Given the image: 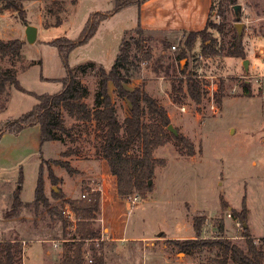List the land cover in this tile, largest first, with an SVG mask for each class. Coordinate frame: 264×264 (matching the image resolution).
Wrapping results in <instances>:
<instances>
[{"label": "rangeland", "instance_id": "obj_1", "mask_svg": "<svg viewBox=\"0 0 264 264\" xmlns=\"http://www.w3.org/2000/svg\"><path fill=\"white\" fill-rule=\"evenodd\" d=\"M62 1L66 7L61 14L63 23L49 27L44 25L47 16L45 2L31 0L25 3L27 21L38 27L33 43L27 41L26 25L17 12L6 10L0 13V38L24 41V67L19 61L13 62L18 69L20 84L38 94L60 91V79L66 75L58 48L49 42L62 36L78 38L91 13L114 7L113 0ZM222 3L228 26H236L238 21L243 24L246 57L227 55L226 48L231 44L230 33L224 35L210 28L208 32L218 40L220 54L197 59L196 55L202 48L201 39L197 40L192 56L184 58L181 64L185 66L188 62L189 70L214 76L218 84L214 96L206 89L201 103L189 97H185L182 103L174 102L170 92L172 70L167 73L164 69L167 63H164L159 66V72L155 71L157 58L166 56L167 60L174 57L178 47L174 49L173 45H178L183 32L150 33L152 39L147 45L151 47L154 58L148 61V66H152L153 72H148L141 65L129 87L143 85L149 94L157 98L166 107L171 123L194 143L196 154L189 156L186 148L174 138H168L165 145L157 147L150 187L133 190L132 193L139 194L140 198L132 207L126 201L132 193L126 196L118 194L116 177L111 174L106 158L98 155L101 130L95 129L91 123H78L71 136L64 135L62 140L42 144L39 124L28 126L17 134L7 129L10 121L37 103L36 97L15 87L8 88L7 94L0 96V240L16 237L26 240L22 243L24 264H59L62 251V243L55 247L51 241L54 236L63 239L62 221L51 222L46 208L41 207L35 212L32 206L40 166L46 193L60 209L65 201L53 198V186L61 189L67 198L77 200L99 192L100 209L96 218H103L104 223L93 222L101 229V235L104 226L110 231L111 238L132 232L146 237L140 240L130 238L124 242L107 241L109 239L86 242L89 254L91 244L96 247L102 244L106 264H203L208 253L188 255L174 244V240L194 237L195 216L204 220V238L218 234L216 224L221 218L224 235L245 247L243 221L233 211L239 213L246 209L245 222L251 236L256 241L264 236V62L259 58L260 49L264 46V0H238L236 4L242 6L239 15L225 0H214L210 22L222 21L219 13ZM138 8L126 7L103 20L95 36L71 52L70 65L77 68L81 63L95 61L109 70L124 34L137 35ZM40 16L43 21L39 24ZM47 21L53 23L55 18L49 16ZM162 37H167L170 47H164ZM245 59H249L248 71L243 65ZM0 62L5 66L12 65L10 60L0 59ZM97 73V65L86 74L78 73L89 88L85 100L91 107L104 106ZM245 84L250 87V94L245 93ZM112 87L110 84L109 91L123 120L130 113V104L119 97ZM74 122L68 118L66 126L70 127ZM67 150L74 153L63 157L62 153ZM132 154L142 156L139 142ZM53 159L69 160L75 173L69 174L64 167L52 163ZM50 168L58 183L49 178ZM21 173V199L25 205L15 216L6 217ZM4 180L11 182L2 183ZM84 193L86 197H83ZM223 202L227 208H223ZM65 231L69 232L67 237L75 232L70 224Z\"/></svg>", "mask_w": 264, "mask_h": 264}, {"label": "trees", "instance_id": "obj_2", "mask_svg": "<svg viewBox=\"0 0 264 264\" xmlns=\"http://www.w3.org/2000/svg\"><path fill=\"white\" fill-rule=\"evenodd\" d=\"M25 1L28 0H0V13L5 10H14L24 24L27 25L29 22L25 16ZM41 1H44L46 6L45 27L62 24L61 14L66 11L65 3L62 0ZM146 1L113 0L114 7L111 10L95 11L90 14L78 38L71 39L62 36L50 41L51 45L58 48L66 71V75L60 79L62 82L61 90L53 94H38L25 89L20 84L17 77L18 69L13 62L19 61L22 63L21 66L24 65L26 59L23 53L24 41L19 38L0 39V59L12 62V65L7 66L0 62V96L7 94L8 88L15 87L35 96L37 99V103L29 111L10 121L7 124V129L17 134L28 126L39 124L43 144L47 141L62 140L64 135L71 136L78 123L93 124L95 129L98 128L102 131V142L100 149H98V155L106 158L111 174L116 177L117 191L121 196H126L132 193L133 190L150 187L149 179L154 175L156 166L154 150L165 145L168 138L177 140L180 145L186 148V153L189 156L196 154L194 143L182 133L179 132L178 135H175L168 130L171 118L166 107L157 98L149 94L143 85L134 88L129 87V84L137 77L142 62L154 58L151 47L147 45L148 40L152 39L150 30L139 24L135 29L137 35H128V32H126L114 63L109 70L103 64L95 61L81 63L77 68H74L70 65L69 57L75 48L86 44L95 36L103 20L129 6L140 8ZM225 1L230 6H234L238 2V0ZM223 5L222 3L219 7V13L222 17L221 22H210L209 18L206 26L201 30L180 31L183 32V37L179 40L177 46L173 45L178 47L174 57L166 60V56H160L155 61L156 72H159L164 63H167L164 68L167 73L172 70L173 79L170 92L173 101L176 103H182L185 97H189L196 103H201L205 96L206 88L204 82L198 78L199 74L188 69V62L185 66H182L181 61L192 56L198 39L202 41L200 52L205 59L220 54L217 47L218 40L214 38L211 32H208L210 28L220 34L230 33L231 44L226 48L227 55L242 59L246 57L243 32L239 33L236 26H228L226 9L223 8ZM49 16L55 18L53 23L47 21ZM161 39L165 48L171 46L167 37ZM96 65L98 67L97 77L99 79V90L103 97V107H91L87 104L85 96L88 94L89 88L78 76L79 72L86 74L89 69ZM110 84L113 85L116 94L126 99L130 104V113L123 120L120 119L117 107L110 94ZM222 88L223 84L221 85ZM244 88L246 94L251 93L247 84L244 85ZM3 106H5V102H3ZM68 118L75 121L70 127L66 126ZM138 142L142 146L141 157L132 154ZM73 153V150H67L62 155L68 157ZM51 162L64 167L69 174H74L76 171L69 160L53 159ZM49 178L54 183H58V179L51 168L49 169ZM22 183L23 174L21 173L17 187L12 193L13 201L6 217L15 216L25 205L21 199ZM52 196L55 200L62 199L65 201L64 203H70L80 215L81 220L78 222V228L69 237H67L69 232L65 231L69 222L63 216L62 208L60 209L53 204L52 199L47 195L40 166L32 206L35 212H38L41 207L46 208L51 222L62 221L63 238L72 239L62 243L59 264H106L101 243L99 247L91 244L90 257L93 259L91 263L88 262L86 257L88 249L85 248L87 240L92 242L101 237V229L95 227L93 222L100 209V193L95 192L88 198L77 200L67 198L61 189L58 192L52 189ZM222 206L223 208L228 207L224 202ZM233 214L243 221L245 247L224 235V221L221 218L217 220L216 224L218 234L211 238H204L202 235L204 220L196 216L193 222L194 237L174 240V244L180 251L188 255L208 253L203 264H264V236L259 241L251 236L248 226H245L246 209L239 213L233 211ZM52 238L57 239L58 237L54 236ZM22 243L23 239L20 240L18 237L15 239H1L0 264H24Z\"/></svg>", "mask_w": 264, "mask_h": 264}, {"label": "crops", "instance_id": "obj_3", "mask_svg": "<svg viewBox=\"0 0 264 264\" xmlns=\"http://www.w3.org/2000/svg\"><path fill=\"white\" fill-rule=\"evenodd\" d=\"M35 1H40L41 3V0ZM213 1L214 0H147L138 8L140 15L138 25L141 24L143 28L151 32L201 30L206 26L210 17ZM26 2L27 1L24 2V8L27 11ZM38 21L39 24L42 23V16H40ZM8 38L13 39L11 37ZM8 38L0 39L8 40ZM112 89H114V87H112ZM6 182L11 181L4 180L2 183ZM110 235V231H108V229L105 230V239H109L107 241L124 242L130 238L137 240L146 238L143 235H138V233L133 232L130 235L122 234L121 236L112 238Z\"/></svg>", "mask_w": 264, "mask_h": 264}, {"label": "built area", "instance_id": "obj_4", "mask_svg": "<svg viewBox=\"0 0 264 264\" xmlns=\"http://www.w3.org/2000/svg\"><path fill=\"white\" fill-rule=\"evenodd\" d=\"M219 17V15H218ZM173 48L175 49L176 46H173ZM197 59H202L203 58V54L201 52L197 53L196 55ZM263 62H264V46L260 49V57H259ZM142 65L145 67V69L148 72H153V68L152 66H148V61H144L142 62ZM198 78L200 79H205L202 81L204 82V86L205 88L212 94V96L215 95V93L218 90V84L217 82L214 80L215 77L214 76H206V75H198ZM216 107V106H215ZM183 110L186 109L185 106L182 107ZM87 194L84 193L83 197H86ZM139 194L136 193H132L130 195L127 196L126 201L129 204L130 207H132L138 200H139ZM62 213L63 216L66 218V220L69 222L71 229L76 231V229L78 228V222L81 220L80 215L76 212V210L74 209V207L66 202L64 203L63 207H62ZM93 221H98V222H102L104 223V219L103 218H95L93 219ZM105 239V230H104V226L102 228V235L100 238L95 239V241H100V240H104ZM68 240H72V239H53L51 240L54 244L55 247L60 246L61 243H63L64 241H68ZM89 240H87L88 242ZM26 240H23V243H25ZM86 257L88 258L89 263H91L93 261V259L90 257V254L87 252Z\"/></svg>", "mask_w": 264, "mask_h": 264}, {"label": "water", "instance_id": "obj_5", "mask_svg": "<svg viewBox=\"0 0 264 264\" xmlns=\"http://www.w3.org/2000/svg\"><path fill=\"white\" fill-rule=\"evenodd\" d=\"M233 7H234V10H235L236 14L239 15L241 13V11H242V6L240 4H235ZM236 27H237L239 33H241L242 32V27H243L242 22H240V21L236 22ZM37 33H38V27L37 26H35L33 24H27L26 25L25 36H26L27 41H29L30 43L35 42L36 37H37ZM243 65H244L246 71H248V69H249V59H245L243 61ZM168 130L170 132L174 133L175 135L179 134L178 129L172 123L169 124ZM149 184H151V180H149ZM53 189L56 190L57 192L60 191L57 186H53ZM245 226H247V224H245Z\"/></svg>", "mask_w": 264, "mask_h": 264}]
</instances>
